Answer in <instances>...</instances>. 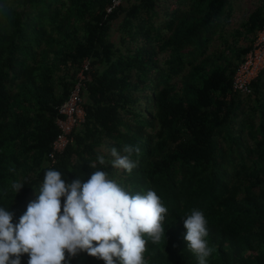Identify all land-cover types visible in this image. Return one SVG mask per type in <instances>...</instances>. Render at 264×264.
Here are the masks:
<instances>
[{
  "label": "trees",
  "instance_id": "trees-1",
  "mask_svg": "<svg viewBox=\"0 0 264 264\" xmlns=\"http://www.w3.org/2000/svg\"><path fill=\"white\" fill-rule=\"evenodd\" d=\"M112 1L0 0V206L18 223L48 169L67 182L102 170L133 194L154 190L168 209L148 264H198L184 239L193 208L208 221V264H264V71L251 96L232 90L264 27V0L228 37L233 0H175L157 23L159 0L108 13ZM86 59L85 122L54 162L59 107ZM124 144L141 150L130 174L107 152ZM98 155L109 164L93 169ZM71 264L104 261L81 252Z\"/></svg>",
  "mask_w": 264,
  "mask_h": 264
},
{
  "label": "clouds",
  "instance_id": "clouds-1",
  "mask_svg": "<svg viewBox=\"0 0 264 264\" xmlns=\"http://www.w3.org/2000/svg\"><path fill=\"white\" fill-rule=\"evenodd\" d=\"M54 145V144H53ZM140 147L124 144L107 150L115 169L129 174L138 161ZM97 162L106 166L105 155ZM24 185L14 181L18 193ZM168 209L154 190L135 194L102 170L93 171L86 181L67 182L62 173L48 169L36 198L13 223V213L0 206V264H21L27 254L28 264H71L81 252L103 260L104 264H148V241L160 244L165 236L164 220ZM187 249L198 264H208L214 249L206 239L208 221L203 211L193 208L185 218Z\"/></svg>",
  "mask_w": 264,
  "mask_h": 264
},
{
  "label": "built area",
  "instance_id": "built-area-1",
  "mask_svg": "<svg viewBox=\"0 0 264 264\" xmlns=\"http://www.w3.org/2000/svg\"><path fill=\"white\" fill-rule=\"evenodd\" d=\"M140 0H113L108 9L112 13L120 6H129ZM92 69L89 59L83 61L81 69L78 71L77 81L74 85L70 98L59 107L58 125L62 129V134L54 142L53 152L50 157L57 161V156L64 153L68 145L73 142L72 134L74 130L85 122L86 112L84 107V89L86 88V73ZM264 71V27L257 34L251 50L243 58L239 65L232 83V90L240 97H249L253 94L252 85L257 81L259 75Z\"/></svg>",
  "mask_w": 264,
  "mask_h": 264
},
{
  "label": "rangeland",
  "instance_id": "rangeland-1",
  "mask_svg": "<svg viewBox=\"0 0 264 264\" xmlns=\"http://www.w3.org/2000/svg\"><path fill=\"white\" fill-rule=\"evenodd\" d=\"M261 0H233L234 4V15L232 18V23L231 25L226 29V36L228 37L229 33L234 29L238 28L242 21L247 18V16L259 5ZM176 7L175 0H159V7L157 10L159 11V16L155 20L156 23L157 21H164L165 20V13L167 11L174 10ZM120 20L116 21L114 23V26L111 30L110 34V42L114 43L115 45H119V37H120V32H119V25H120ZM216 45H221L223 47L221 42H216ZM243 45L245 46L246 43H243V41L240 43V46ZM123 50L125 48L123 47ZM78 76V75H77ZM59 120V119H58ZM105 153L104 151H102Z\"/></svg>",
  "mask_w": 264,
  "mask_h": 264
}]
</instances>
